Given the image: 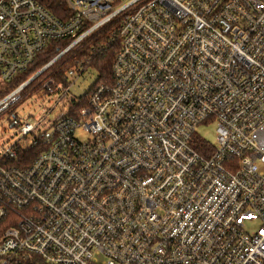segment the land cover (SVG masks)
Masks as SVG:
<instances>
[{
  "label": "built area",
  "instance_id": "obj_1",
  "mask_svg": "<svg viewBox=\"0 0 264 264\" xmlns=\"http://www.w3.org/2000/svg\"><path fill=\"white\" fill-rule=\"evenodd\" d=\"M64 2L0 0V82L53 39L74 38L59 57L111 24L119 49L78 98L44 84L82 101L48 126L12 114L29 78L0 99L33 135L0 148V264H264V0Z\"/></svg>",
  "mask_w": 264,
  "mask_h": 264
},
{
  "label": "trees",
  "instance_id": "obj_2",
  "mask_svg": "<svg viewBox=\"0 0 264 264\" xmlns=\"http://www.w3.org/2000/svg\"><path fill=\"white\" fill-rule=\"evenodd\" d=\"M40 2L51 13L59 18H62L63 11L67 10L64 0H40ZM111 26V24L103 26L82 41L73 45L64 54L57 57L56 60H54L22 89V94L33 93L38 89H41L44 84L51 81L64 84L66 81L65 74L67 70L71 66L81 62H83L84 67H93L97 70L98 75L95 83L111 81V64L119 49L118 42L112 40ZM73 39V37H67L49 41L47 46L37 54L36 59L26 71L17 74L10 81L0 82V98H3L22 82L26 81L42 69L53 58H55L63 48L70 44ZM81 104L82 101L78 105H70L69 110H72V107H79ZM194 147L199 151H203L205 143L196 136L194 138ZM40 150L41 146L36 145L22 152L23 156L26 157L25 161L28 162L32 160L38 155Z\"/></svg>",
  "mask_w": 264,
  "mask_h": 264
},
{
  "label": "rangeland",
  "instance_id": "obj_3",
  "mask_svg": "<svg viewBox=\"0 0 264 264\" xmlns=\"http://www.w3.org/2000/svg\"><path fill=\"white\" fill-rule=\"evenodd\" d=\"M68 45L63 48L61 52L64 51ZM97 75L98 73L95 68L85 67L80 73H76L74 75L66 74V81L64 85L67 86L65 87L71 96L78 98L95 84ZM21 96L22 97L17 104L11 106V108H13L12 114H15L23 119L31 118L34 123L42 120L49 110V113L47 114L41 127L48 126L50 121L56 119L69 106L67 101H65V104L62 105L63 100L65 99L62 98V91H57V87H55L54 92H49L46 91L45 88H41L33 93H21ZM12 114L7 111L0 113V148L7 142L14 141H17L22 148H26L31 143L33 135L29 134L22 136V134L17 131V127L11 125ZM216 126V122L202 123L196 126L195 131L200 138H203L208 143L215 145L217 143ZM76 135L80 139L86 138V133L80 129L77 130ZM245 225L248 230H252L258 225V223L256 221H247Z\"/></svg>",
  "mask_w": 264,
  "mask_h": 264
},
{
  "label": "water",
  "instance_id": "obj_4",
  "mask_svg": "<svg viewBox=\"0 0 264 264\" xmlns=\"http://www.w3.org/2000/svg\"><path fill=\"white\" fill-rule=\"evenodd\" d=\"M57 57L58 56H56L55 58H54V60L55 59H57ZM49 66V64H47L46 66H44L42 69H40L37 73H35L33 76H31L28 80H27V83H29V82H31L39 73H41L46 67H48Z\"/></svg>",
  "mask_w": 264,
  "mask_h": 264
}]
</instances>
